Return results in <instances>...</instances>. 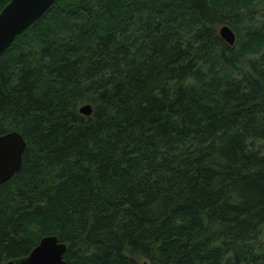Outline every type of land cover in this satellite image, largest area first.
<instances>
[{"label": "trees", "instance_id": "trees-1", "mask_svg": "<svg viewBox=\"0 0 264 264\" xmlns=\"http://www.w3.org/2000/svg\"><path fill=\"white\" fill-rule=\"evenodd\" d=\"M12 131L0 264H264V0H55L0 55Z\"/></svg>", "mask_w": 264, "mask_h": 264}, {"label": "water", "instance_id": "water-1", "mask_svg": "<svg viewBox=\"0 0 264 264\" xmlns=\"http://www.w3.org/2000/svg\"><path fill=\"white\" fill-rule=\"evenodd\" d=\"M3 1V0H0ZM55 0H9L0 11V55L17 36L33 25L54 3ZM219 36L230 46L235 44V34L226 25L218 30ZM89 104L79 108L85 116L92 114ZM26 143L22 135L12 131L0 136V184L5 183L19 170ZM67 245L56 236L43 237L37 246L24 258L7 264H67L64 259Z\"/></svg>", "mask_w": 264, "mask_h": 264}]
</instances>
